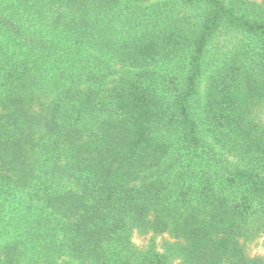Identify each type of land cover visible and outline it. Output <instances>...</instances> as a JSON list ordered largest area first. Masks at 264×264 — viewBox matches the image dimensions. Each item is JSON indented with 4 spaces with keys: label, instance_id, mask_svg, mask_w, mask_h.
I'll list each match as a JSON object with an SVG mask.
<instances>
[{
    "label": "trees",
    "instance_id": "trees-1",
    "mask_svg": "<svg viewBox=\"0 0 264 264\" xmlns=\"http://www.w3.org/2000/svg\"><path fill=\"white\" fill-rule=\"evenodd\" d=\"M259 239L264 0H0V264H264Z\"/></svg>",
    "mask_w": 264,
    "mask_h": 264
},
{
    "label": "rangeland",
    "instance_id": "rangeland-1",
    "mask_svg": "<svg viewBox=\"0 0 264 264\" xmlns=\"http://www.w3.org/2000/svg\"><path fill=\"white\" fill-rule=\"evenodd\" d=\"M158 1V0H152ZM237 36L228 32H221L214 40L211 51L214 52L213 55L219 54L216 48L227 49L233 44V41H236ZM208 73V72H207ZM204 89H205V78L202 80L201 87H200V95H199V102L203 101L204 96ZM206 138L212 141L210 138L206 136ZM217 151H220L219 146L215 145ZM142 237L137 238V241H140ZM246 253L251 257L255 255L262 256L264 259V247L261 245V241L255 240L249 243H246L245 248Z\"/></svg>",
    "mask_w": 264,
    "mask_h": 264
}]
</instances>
